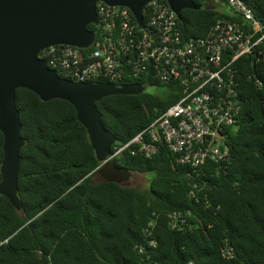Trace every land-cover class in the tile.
<instances>
[{
  "label": "trees",
  "instance_id": "obj_1",
  "mask_svg": "<svg viewBox=\"0 0 264 264\" xmlns=\"http://www.w3.org/2000/svg\"><path fill=\"white\" fill-rule=\"evenodd\" d=\"M194 1L202 7L182 9L179 19L187 34L205 35L221 17L238 19L223 0ZM244 1L264 23V0ZM239 65L242 106L224 133L228 159L191 171L166 146L149 157L126 149L113 159L151 174L146 187L94 180L99 162L74 106L17 88L22 205L0 194V264H264V59L253 66L246 55ZM152 87L96 102L116 138L112 150L177 99L172 83ZM2 142L0 131V164ZM173 211H189L182 229L170 226ZM148 239L156 247L142 255L137 246ZM226 242L230 259L221 254Z\"/></svg>",
  "mask_w": 264,
  "mask_h": 264
},
{
  "label": "built area",
  "instance_id": "obj_2",
  "mask_svg": "<svg viewBox=\"0 0 264 264\" xmlns=\"http://www.w3.org/2000/svg\"><path fill=\"white\" fill-rule=\"evenodd\" d=\"M223 1L238 19L221 17L202 36L184 32L166 0L143 6L142 25L128 7L99 1L97 29L89 46L53 44L39 51L38 58L68 79L116 85L144 82L148 88L156 83L175 85L177 99L127 142L111 148L106 160L126 149L149 157L161 146L191 171L207 161L228 159L224 133L238 121L242 106L239 63L253 52L255 61L264 59V23L244 0ZM188 214L173 211L170 226L182 229ZM137 247L140 254L149 255L156 242L148 239ZM221 254L233 257L229 242Z\"/></svg>",
  "mask_w": 264,
  "mask_h": 264
},
{
  "label": "water",
  "instance_id": "obj_3",
  "mask_svg": "<svg viewBox=\"0 0 264 264\" xmlns=\"http://www.w3.org/2000/svg\"><path fill=\"white\" fill-rule=\"evenodd\" d=\"M99 1L128 7L142 25L141 10L150 0H0V131L3 134L0 194L17 209L22 205L18 197V176L20 150L25 144L15 103L17 88H27L45 101L53 98L69 101L76 110L77 119L86 127L100 165L92 174L129 186L132 171L117 166L114 160H106L116 138L104 127L96 102L108 95L139 94L146 86L68 79L58 75L37 56L40 50L53 44L89 46L95 31L87 26L98 24L96 3ZM166 1L179 19L182 9L202 7V3L194 0ZM255 57L253 52V66Z\"/></svg>",
  "mask_w": 264,
  "mask_h": 264
},
{
  "label": "rangeland",
  "instance_id": "obj_4",
  "mask_svg": "<svg viewBox=\"0 0 264 264\" xmlns=\"http://www.w3.org/2000/svg\"><path fill=\"white\" fill-rule=\"evenodd\" d=\"M150 91H155L156 88L150 86L148 88ZM151 174H139V173H132L128 180L129 186H135V187H146L148 183V178H150ZM148 177V178H147ZM94 178V177H93ZM98 180V178H94V180Z\"/></svg>",
  "mask_w": 264,
  "mask_h": 264
},
{
  "label": "flooded vegetation",
  "instance_id": "obj_5",
  "mask_svg": "<svg viewBox=\"0 0 264 264\" xmlns=\"http://www.w3.org/2000/svg\"><path fill=\"white\" fill-rule=\"evenodd\" d=\"M92 177H94V178H96V177H97L98 179H100V176H99V175H97V174H94V175H92ZM94 178H93V179H94ZM96 180H97V179H96Z\"/></svg>",
  "mask_w": 264,
  "mask_h": 264
}]
</instances>
